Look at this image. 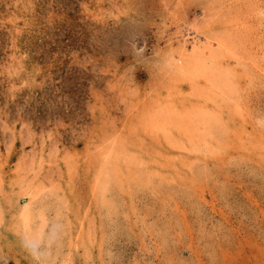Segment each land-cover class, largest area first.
Segmentation results:
<instances>
[{"label": "rangeland", "instance_id": "obj_1", "mask_svg": "<svg viewBox=\"0 0 264 264\" xmlns=\"http://www.w3.org/2000/svg\"><path fill=\"white\" fill-rule=\"evenodd\" d=\"M0 264H264V0H0Z\"/></svg>", "mask_w": 264, "mask_h": 264}, {"label": "bare ground", "instance_id": "obj_2", "mask_svg": "<svg viewBox=\"0 0 264 264\" xmlns=\"http://www.w3.org/2000/svg\"><path fill=\"white\" fill-rule=\"evenodd\" d=\"M194 31H197V29L196 30H194ZM201 31V30H200ZM191 32V31H190ZM190 34V33H189ZM192 36V35H191ZM191 36H190V38H191ZM193 36H194V34H193ZM199 36H200V34H199ZM186 37V36H185ZM188 37V36H187ZM208 39V38H207ZM192 40V39H191ZM193 42H194V40H192ZM200 42V41H199ZM198 43V42H197ZM192 45V44H191ZM202 45V44H201ZM207 47H209V45L207 46ZM186 47H184V49H185ZM198 48V47H197ZM200 48V47H199ZM198 48V49H199ZM205 48V47H204ZM208 49V48H207ZM205 53H207V51L205 52ZM192 64V63H191ZM190 70V69H189ZM213 94V93H212ZM184 134V133H183ZM241 134V133H240Z\"/></svg>", "mask_w": 264, "mask_h": 264}]
</instances>
